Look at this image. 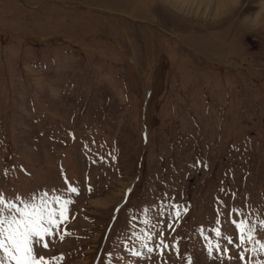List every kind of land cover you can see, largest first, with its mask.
Wrapping results in <instances>:
<instances>
[{"label":"rangeland","instance_id":"374dc122","mask_svg":"<svg viewBox=\"0 0 264 264\" xmlns=\"http://www.w3.org/2000/svg\"><path fill=\"white\" fill-rule=\"evenodd\" d=\"M181 1L0 0V194L79 189L53 264H264V0Z\"/></svg>","mask_w":264,"mask_h":264},{"label":"snow or ice","instance_id":"6c2138e0","mask_svg":"<svg viewBox=\"0 0 264 264\" xmlns=\"http://www.w3.org/2000/svg\"><path fill=\"white\" fill-rule=\"evenodd\" d=\"M65 182L67 183V179ZM71 194L78 195L79 189L69 184L67 189L61 190V194L50 198L47 193H41L38 198L30 195L20 199L22 207H18L12 199L6 201L4 195L0 194V264H53L54 261L62 260V256L49 259L39 255V249H47L49 242L46 238H54L59 235L61 225L67 223L70 206L74 203ZM54 204L58 207H53ZM233 211L239 214V209ZM180 215V211L177 210L175 216L179 217ZM232 224L239 230V245L237 247L246 241L253 240V232L256 231V227H250L246 219H233ZM260 228L264 229V221H261ZM65 235H70V233L65 231L64 235H59V239L63 240ZM215 235L226 240L228 244H233V238L222 236L219 229L215 230ZM152 238V236L147 237L149 240ZM142 246L147 247V245ZM158 247L164 249L169 245L161 242ZM260 249L264 250V244H260ZM223 250L227 252V248ZM147 251L152 253L154 249L148 247ZM251 251L255 253L257 249L252 248ZM132 254L140 256V253L136 251ZM209 255H211V249ZM239 259H244L243 252L239 254Z\"/></svg>","mask_w":264,"mask_h":264},{"label":"bare ground","instance_id":"6f19581e","mask_svg":"<svg viewBox=\"0 0 264 264\" xmlns=\"http://www.w3.org/2000/svg\"><path fill=\"white\" fill-rule=\"evenodd\" d=\"M170 1V0H169ZM192 1V0H191ZM210 1H214V0H210ZM218 2V6H223L226 3H231V2H235V0H216ZM188 2H190L189 0H182V9H185L186 6H188L189 4H187ZM200 3V2H199ZM205 4V3H204ZM208 4V3H207ZM190 7V6H189ZM189 9V8H188ZM220 8L218 7V12H219ZM190 11V10H189ZM195 11V10H194ZM207 11V10H206ZM201 15V14H200ZM216 15V14H215Z\"/></svg>","mask_w":264,"mask_h":264}]
</instances>
